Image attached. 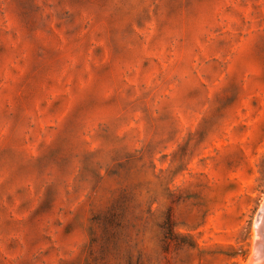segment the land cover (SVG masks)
I'll list each match as a JSON object with an SVG mask.
<instances>
[{
  "label": "rangeland",
  "instance_id": "374dc122",
  "mask_svg": "<svg viewBox=\"0 0 264 264\" xmlns=\"http://www.w3.org/2000/svg\"><path fill=\"white\" fill-rule=\"evenodd\" d=\"M263 204L264 0H0V264H253Z\"/></svg>",
  "mask_w": 264,
  "mask_h": 264
},
{
  "label": "bare ground",
  "instance_id": "6f19581e",
  "mask_svg": "<svg viewBox=\"0 0 264 264\" xmlns=\"http://www.w3.org/2000/svg\"><path fill=\"white\" fill-rule=\"evenodd\" d=\"M260 216H263L262 223H260V221L257 220ZM263 222H264V204L262 205V207L260 208L258 212L256 222H255V230H256V227H262ZM258 248H259V252L257 253V255H255L254 253V255L256 256V262H254L253 264H264V236H262L259 239Z\"/></svg>",
  "mask_w": 264,
  "mask_h": 264
}]
</instances>
